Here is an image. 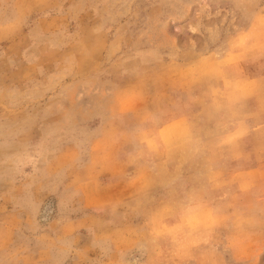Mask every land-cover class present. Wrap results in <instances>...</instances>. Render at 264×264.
I'll list each match as a JSON object with an SVG mask.
<instances>
[{"label":"rangeland","instance_id":"obj_1","mask_svg":"<svg viewBox=\"0 0 264 264\" xmlns=\"http://www.w3.org/2000/svg\"><path fill=\"white\" fill-rule=\"evenodd\" d=\"M0 264H264V0H0Z\"/></svg>","mask_w":264,"mask_h":264}]
</instances>
